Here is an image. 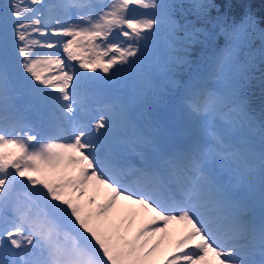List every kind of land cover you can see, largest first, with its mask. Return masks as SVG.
I'll return each instance as SVG.
<instances>
[{
  "label": "snow or ice",
  "instance_id": "6c2138e0",
  "mask_svg": "<svg viewBox=\"0 0 264 264\" xmlns=\"http://www.w3.org/2000/svg\"><path fill=\"white\" fill-rule=\"evenodd\" d=\"M220 9L0 3V264H157L173 225L162 264H264V27Z\"/></svg>",
  "mask_w": 264,
  "mask_h": 264
},
{
  "label": "trees",
  "instance_id": "16d2710c",
  "mask_svg": "<svg viewBox=\"0 0 264 264\" xmlns=\"http://www.w3.org/2000/svg\"><path fill=\"white\" fill-rule=\"evenodd\" d=\"M2 2L3 0H0V3ZM215 2L221 6V12L226 14L230 19L235 18L238 20L242 12L241 10L245 9L250 11L258 20L262 21L261 26L264 27V0H215ZM259 75V72H257L256 76L259 77ZM250 92L251 105L259 113L261 108L264 107V86L261 85L258 78L251 82Z\"/></svg>",
  "mask_w": 264,
  "mask_h": 264
},
{
  "label": "rangeland",
  "instance_id": "374dc122",
  "mask_svg": "<svg viewBox=\"0 0 264 264\" xmlns=\"http://www.w3.org/2000/svg\"><path fill=\"white\" fill-rule=\"evenodd\" d=\"M45 3H49V2H53V0H44ZM141 47H143V45H141ZM62 58H65V57H62ZM66 59V58H65ZM71 63H76V62H71ZM78 66V65H77ZM99 72V70H97ZM100 75H102L103 77L105 76V74L103 72H99ZM89 75H95V73H89ZM123 87V84H120V85H116V89H119V87ZM116 89H114V92L113 94L115 95L116 94ZM121 95H123V93L121 92L120 93ZM104 101H103V98H101L97 104V107H99V111H94L92 112V115L93 116H96L98 117L99 114H101V112L103 111V108H102V105H103ZM186 118L187 116L181 111V110H176L175 113H174V121L176 123V125L178 127L182 126L183 124H185V121H186ZM99 198H102V194L101 196L98 197ZM141 218H137L136 220V224L135 226H139V224L141 223ZM134 226V227H135ZM180 227L179 225H173L170 227V236L169 238H166L160 245V248H159V251L157 253V264H162V257L163 255H166L168 252H170V247L172 248V244H171V241H172V237H176V236H179L180 235ZM162 259V260H161Z\"/></svg>",
  "mask_w": 264,
  "mask_h": 264
}]
</instances>
